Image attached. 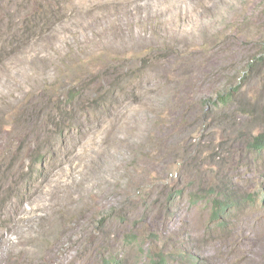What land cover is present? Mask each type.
<instances>
[{"label": "rangeland", "instance_id": "1", "mask_svg": "<svg viewBox=\"0 0 264 264\" xmlns=\"http://www.w3.org/2000/svg\"><path fill=\"white\" fill-rule=\"evenodd\" d=\"M261 133L264 0H0V264H264Z\"/></svg>", "mask_w": 264, "mask_h": 264}, {"label": "bare ground", "instance_id": "2", "mask_svg": "<svg viewBox=\"0 0 264 264\" xmlns=\"http://www.w3.org/2000/svg\"><path fill=\"white\" fill-rule=\"evenodd\" d=\"M42 210V209H41ZM249 219V218H248ZM244 225V224H243ZM253 225V224H252ZM246 226V225H245ZM240 228V227H239ZM248 228V227H247ZM246 229V228H245ZM253 229V228H252ZM251 229V230H252ZM241 232H243L242 230H240ZM244 231H246V230H244ZM240 232V235L238 236V237H232L231 239H229L228 241H229V243H230V245H235L236 247H240L239 245H240V243H242L241 242V240L242 239H244L245 238V240H246V237L248 236V234L249 233H241ZM262 233V230H258V231H254L253 233H251V236L249 237V240L252 242H254V240H257V239H260V237H261V234ZM241 234H243V235H241ZM235 236V235H234ZM264 242V241H263ZM263 244V243H262ZM260 246V245H259ZM241 248V247H240ZM247 247L245 246H243V251L245 250V251H247ZM249 250V249H248ZM254 250V249H253ZM259 252V251H258ZM261 252V251H260ZM260 252H259V254H260ZM252 253V252H251ZM254 253V252H253ZM254 254H256V252L254 253ZM254 254H251V255H249L248 257H247V261L248 260H252V261H254V262H256L257 264H259L260 263V258H259V255H254ZM264 257V255L262 256V258ZM263 260V259H262ZM264 261V260H263ZM255 264V263H254Z\"/></svg>", "mask_w": 264, "mask_h": 264}, {"label": "trees", "instance_id": "3", "mask_svg": "<svg viewBox=\"0 0 264 264\" xmlns=\"http://www.w3.org/2000/svg\"><path fill=\"white\" fill-rule=\"evenodd\" d=\"M222 95L219 94L220 100L221 102H227V98L229 97V95H227V97H221ZM251 147H253L255 150L256 149H260L263 145H264V133L259 134L258 136H256V138L253 140V142H251Z\"/></svg>", "mask_w": 264, "mask_h": 264}]
</instances>
